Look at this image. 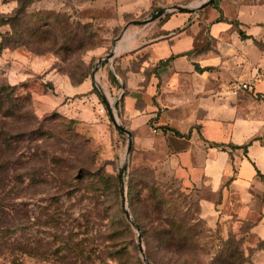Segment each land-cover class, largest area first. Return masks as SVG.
I'll list each match as a JSON object with an SVG mask.
<instances>
[{
	"label": "rangeland",
	"instance_id": "obj_1",
	"mask_svg": "<svg viewBox=\"0 0 264 264\" xmlns=\"http://www.w3.org/2000/svg\"><path fill=\"white\" fill-rule=\"evenodd\" d=\"M204 1L0 0V264H144L138 233L150 264H264L256 222L220 212L228 180L216 190L206 180L184 188L167 153L146 149L127 127L124 68L141 58L125 64V54L115 52L99 63L158 19L123 30L128 22ZM212 2L232 23L207 41L212 54L234 45L224 58L225 86L264 65V0ZM208 12L205 6L201 16ZM99 91L132 134L123 192L138 232L124 215L118 182L127 136L112 124ZM250 97L247 113L260 120L264 144V98ZM147 128L159 132L151 121ZM256 180L250 192L258 208L264 179Z\"/></svg>",
	"mask_w": 264,
	"mask_h": 264
},
{
	"label": "crops",
	"instance_id": "obj_2",
	"mask_svg": "<svg viewBox=\"0 0 264 264\" xmlns=\"http://www.w3.org/2000/svg\"><path fill=\"white\" fill-rule=\"evenodd\" d=\"M205 6L209 12L201 16ZM215 10L216 5L209 3L177 11L160 24L165 12L158 24L153 22L134 39L117 44L115 52L125 54V64L141 58L130 69L122 66L127 70L124 77L129 91L126 125L138 133L134 138L143 147L167 153L173 175L184 188L206 180L216 190L222 179H227L229 187L220 212L240 223L256 222L254 231L264 237V202L255 208L250 192L259 177L254 166L264 174L260 120L247 113L253 104L251 95L232 96L222 82L227 77L223 70L226 51L234 45L221 54H212L208 48L209 36L217 38L232 27L231 21L221 19ZM159 107L163 108L160 113ZM150 121L159 132L148 130Z\"/></svg>",
	"mask_w": 264,
	"mask_h": 264
},
{
	"label": "water",
	"instance_id": "obj_3",
	"mask_svg": "<svg viewBox=\"0 0 264 264\" xmlns=\"http://www.w3.org/2000/svg\"><path fill=\"white\" fill-rule=\"evenodd\" d=\"M211 1L212 0H205L196 9L211 3ZM191 9H193V8H190V7L186 6V5H172L170 7H161L160 9H158L156 12H154L152 15H150L145 20L128 22L124 26L123 30L130 24L143 25V24L151 23L154 20H156L159 17H161L168 10L186 11V10H191ZM114 54H115V50H114V48H112V50L106 56H103L99 60V63H101L104 59L108 60V59L113 58ZM99 94H100V96H101V98H102V100H103V102H104V104L106 106V109H107V112H108V115H109V118H110L112 124L119 131L123 132L127 136V147H126V152H125L124 163L119 167V170H118V182H119V186H120L121 206L123 208L124 215L126 216L128 221L130 222L131 226L138 232L139 226H138L137 222L132 218L130 212L128 211V209L125 206V195H124V192H123V190H124L123 174H124V171H125L126 163L128 161V156H129V153H130V150H131V146H132V134L127 128H125L122 124H120L117 121L116 115L114 114V111H113L112 107L110 106V104L106 100L105 96L101 93V91H99ZM136 241H137V246H138L139 252L141 254L142 261L144 262V264H150V262L147 260V258L145 256V253L143 251L142 244H141V236H140L139 233L137 234Z\"/></svg>",
	"mask_w": 264,
	"mask_h": 264
},
{
	"label": "built area",
	"instance_id": "obj_4",
	"mask_svg": "<svg viewBox=\"0 0 264 264\" xmlns=\"http://www.w3.org/2000/svg\"><path fill=\"white\" fill-rule=\"evenodd\" d=\"M227 92L235 97L250 94L264 98V65L253 68L245 77L230 80L227 83Z\"/></svg>",
	"mask_w": 264,
	"mask_h": 264
},
{
	"label": "trees",
	"instance_id": "obj_5",
	"mask_svg": "<svg viewBox=\"0 0 264 264\" xmlns=\"http://www.w3.org/2000/svg\"><path fill=\"white\" fill-rule=\"evenodd\" d=\"M211 5H215L214 4V2H211ZM158 9H160V8H157V10ZM240 34H242V33H240ZM110 80H111V82L112 83H117V79L115 78V76H113V74L112 73H110ZM176 133H178V132H176ZM232 148H238L239 146H236V145H232L231 146ZM254 168H255V170H256V173H257V175L260 177V178H262V179H264V174H262L255 166H254ZM138 224V223H137ZM11 249H15V247L13 248V246H12V248ZM68 250H69V252H71V253H77V254H81L82 252H83V249H80V248H68ZM147 258V257H146ZM147 260H148V258H147ZM149 261V260H148Z\"/></svg>",
	"mask_w": 264,
	"mask_h": 264
}]
</instances>
